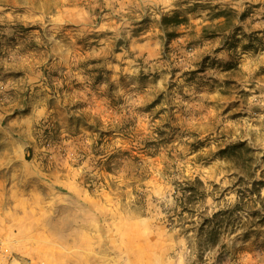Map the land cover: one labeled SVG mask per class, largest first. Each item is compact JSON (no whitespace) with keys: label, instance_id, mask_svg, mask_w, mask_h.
Instances as JSON below:
<instances>
[{"label":"rangeland","instance_id":"rangeland-1","mask_svg":"<svg viewBox=\"0 0 264 264\" xmlns=\"http://www.w3.org/2000/svg\"><path fill=\"white\" fill-rule=\"evenodd\" d=\"M0 240L264 264V0H0Z\"/></svg>","mask_w":264,"mask_h":264},{"label":"trees","instance_id":"trees-1","mask_svg":"<svg viewBox=\"0 0 264 264\" xmlns=\"http://www.w3.org/2000/svg\"><path fill=\"white\" fill-rule=\"evenodd\" d=\"M252 193V192H251ZM258 193V192H257ZM255 194V193H254ZM254 202V200H252V198H250L248 201H246L245 202V204H246V206H249V205H251L252 203ZM245 206V205H244ZM248 208V207H247ZM250 209H251V207H249ZM216 215V214H215ZM217 216V215H216ZM210 220V219H209ZM210 222H213V220H210L209 221V223L208 224H210ZM216 225H218V223H216ZM216 225H209V228H208V234H209V236H213V237H215L214 236V231L216 230V231H218V230H220V229H222L223 228V225L220 223L219 225H218V229H216ZM215 231V232H216ZM220 232V231H219ZM212 238V237H211Z\"/></svg>","mask_w":264,"mask_h":264},{"label":"built area","instance_id":"built-area-1","mask_svg":"<svg viewBox=\"0 0 264 264\" xmlns=\"http://www.w3.org/2000/svg\"><path fill=\"white\" fill-rule=\"evenodd\" d=\"M2 251H3V243L0 240V257L2 256Z\"/></svg>","mask_w":264,"mask_h":264},{"label":"crops","instance_id":"crops-1","mask_svg":"<svg viewBox=\"0 0 264 264\" xmlns=\"http://www.w3.org/2000/svg\"><path fill=\"white\" fill-rule=\"evenodd\" d=\"M7 141H8V140H5V139H4V140H2V142H5L4 144H6V142H7Z\"/></svg>","mask_w":264,"mask_h":264}]
</instances>
